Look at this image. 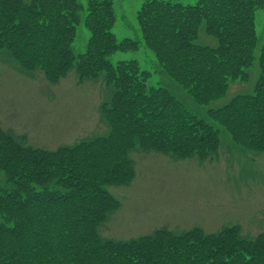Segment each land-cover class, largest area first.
<instances>
[{"label":"trees","instance_id":"16d2710c","mask_svg":"<svg viewBox=\"0 0 264 264\" xmlns=\"http://www.w3.org/2000/svg\"><path fill=\"white\" fill-rule=\"evenodd\" d=\"M264 0H143L138 10L143 42L164 71L202 106L226 95L232 81L247 80L257 45L256 10ZM90 32L85 52L72 42L80 11ZM114 0H0V49L26 69L41 68L57 82L76 68L80 78L99 75L112 88L101 107L106 135L54 150L26 143L0 127V264H264V236L240 238L194 228L182 234L158 230L120 242L103 238L98 225L118 201L105 185L132 180L128 157L144 149L202 158L220 144L218 129L239 145L264 151V46L253 93L238 94L193 113L166 86H149L151 73L137 59L113 63L117 51H135L118 40ZM201 30L217 45L201 43Z\"/></svg>","mask_w":264,"mask_h":264},{"label":"rangeland","instance_id":"374dc122","mask_svg":"<svg viewBox=\"0 0 264 264\" xmlns=\"http://www.w3.org/2000/svg\"><path fill=\"white\" fill-rule=\"evenodd\" d=\"M86 6L87 0H78ZM195 4L198 0H172ZM143 0H114L116 22L112 29L118 40H135V51H117L113 63L137 59L151 73L149 86H166L195 114L206 119L207 108L194 99L164 71L154 53L146 47L139 25L138 10ZM86 10L80 11L77 33L72 42L76 55L87 49L90 32ZM257 45L248 70V80L234 81L226 96L213 101L218 107L240 93L253 92L261 76L260 57L264 46V8L256 10ZM200 42L217 45V39L201 30ZM112 88L99 75L80 78L76 68L59 81H51L44 69H26L7 49H0V127L23 137L26 143L54 150L106 135L109 126L101 107ZM209 107V108H211ZM218 149L202 158H181L173 153L144 149L139 143L128 153L134 177L122 185H105L119 203L98 225L106 239L127 242L158 230L182 234L200 228L219 235L232 228L240 238L264 236V151L245 148L219 128ZM6 174L0 169V185Z\"/></svg>","mask_w":264,"mask_h":264}]
</instances>
